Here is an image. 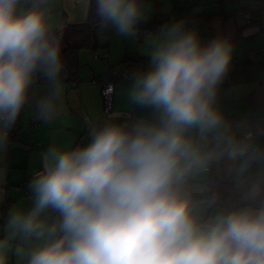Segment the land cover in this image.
I'll return each mask as SVG.
<instances>
[{
	"label": "clouds",
	"instance_id": "9594fccd",
	"mask_svg": "<svg viewBox=\"0 0 264 264\" xmlns=\"http://www.w3.org/2000/svg\"><path fill=\"white\" fill-rule=\"evenodd\" d=\"M76 2L100 33L125 40L141 37L151 7ZM62 7L0 0V153L27 105L42 124L62 114ZM143 45L146 65L124 79L145 115L109 117L87 142L41 154L30 207L13 205L0 228V264H264V133L236 134L218 103L231 35L205 42L179 20L145 33ZM214 170L231 178V203L210 187Z\"/></svg>",
	"mask_w": 264,
	"mask_h": 264
},
{
	"label": "crops",
	"instance_id": "0c3cea01",
	"mask_svg": "<svg viewBox=\"0 0 264 264\" xmlns=\"http://www.w3.org/2000/svg\"><path fill=\"white\" fill-rule=\"evenodd\" d=\"M167 1L164 3H168L169 6L170 0ZM62 2L63 7L61 8V12L63 15L58 17V19L65 20L67 23H81L86 21L87 17H84L82 13V6L76 2V0H62ZM262 2L264 1H255L254 6L245 8L241 6L238 7L241 10L244 9V16L243 22L237 27V36L251 35L254 37L264 33V11H262L261 15H252L253 11L259 10L262 5H264ZM65 8L67 11H65ZM171 13L172 12L161 13V11H156L155 15H166ZM172 14L177 18L179 17L177 13ZM246 14L252 16L249 22L246 20ZM223 18L224 22L229 19L227 15H224ZM202 19L204 18L200 17L196 20ZM69 20H71V22H68ZM194 21L195 20L192 22ZM200 27L202 28L203 26ZM147 32L156 31H143L141 38ZM209 32H207L206 35H211V31ZM67 37L68 28L65 25L63 29L62 50L65 48ZM141 38L135 40L140 41ZM107 41L104 35H98L99 47L95 53H91L86 49L80 51V70L79 79L77 81L65 79L66 72L63 74L62 78L65 88L64 104L62 114L57 120L49 124L38 123L35 127L30 128L29 119L32 115V105H27L22 111L21 117L17 121V129L11 133L10 144L7 151L0 153V196H2V199H0V228H2L5 223L9 208L13 205L25 209L30 207L31 199L27 188V179H30L35 171L42 168L41 154L52 145L67 149L81 144L82 141L85 143L93 131V126L103 124L100 120L103 111L101 86L98 82L90 80L89 77L92 74L97 77L103 76L112 65L120 62L122 56L121 50L119 51L117 47H113L111 42L109 43ZM262 41H264V39H262ZM141 42V44L135 46V53H132V55L145 58V60L139 62L133 69L146 65L147 58L138 48L143 45V40H141ZM260 44L257 45L259 46V50L256 51L258 54L262 53L259 55V58L260 62H264V46ZM128 46L129 45H126L124 51L126 53L129 49ZM86 51H88L91 56H88ZM94 54L100 55L101 57L94 58ZM103 55L106 56L104 57ZM117 70L119 69L116 68V70H114V74L118 72ZM127 83L128 81L123 78L115 84L116 90L113 94L111 114L124 112L136 116L145 115L140 109H136L128 103L125 95ZM43 85L44 81H40L35 88V91L41 95L46 91ZM256 119L261 120L258 116H256ZM252 129L253 127H243L238 135ZM9 264H16L14 257L10 258Z\"/></svg>",
	"mask_w": 264,
	"mask_h": 264
},
{
	"label": "rangeland",
	"instance_id": "374dc122",
	"mask_svg": "<svg viewBox=\"0 0 264 264\" xmlns=\"http://www.w3.org/2000/svg\"><path fill=\"white\" fill-rule=\"evenodd\" d=\"M165 1L167 0H148L151 6L148 18L155 15L156 11H161V13H177L179 20H195L193 23L189 24L187 28H195L201 39L205 42L217 34L231 35L234 44V54L228 75L221 85L218 103L226 118L231 123L232 131L239 134L243 127H253L256 116L260 117L262 122H264V106L258 107L254 102V97H252L259 96L255 91L258 89L260 82L264 80V62L259 61L251 63L245 60L246 52L259 50V46L257 45L260 44V42V45L264 46V44H262L264 43V41H262V39H264V33L254 37L251 35L237 36V27L243 22L244 16V9L241 10L238 7L241 6L245 8L254 6V2H260V0H170L169 6L168 3H164ZM224 15H227L229 18L225 22L223 18ZM200 17L210 18L208 22L209 29L208 27L201 28L199 23L196 22V19ZM209 31H211V35H206ZM98 35H104L105 39L108 40L107 42H111L113 47H117L119 51L121 50V60L124 59L126 54L135 53V46L141 44V40H143V37H140V41L135 39L125 40L116 36L114 33L107 35L99 31ZM126 45H129L127 53L124 52ZM143 47V45L138 47L142 53ZM88 51H86L88 56H91ZM261 54L262 53L259 55ZM255 101L257 103V97H255ZM104 117L105 113L103 107L100 116L102 123L107 120L104 119ZM260 133H264V131H260ZM222 175L223 174L214 170V178L226 177L231 179L227 175Z\"/></svg>",
	"mask_w": 264,
	"mask_h": 264
},
{
	"label": "trees",
	"instance_id": "16d2710c",
	"mask_svg": "<svg viewBox=\"0 0 264 264\" xmlns=\"http://www.w3.org/2000/svg\"><path fill=\"white\" fill-rule=\"evenodd\" d=\"M262 11H264V5H262L259 10L253 11L252 14L254 16H256V14L261 15ZM176 21H179V19L172 13L166 15H154L148 18L147 21L141 24L139 27L143 31H157L162 25L171 24ZM209 21L210 18L206 17L202 19L201 23L199 24L203 27H209ZM185 22L187 26L193 23L190 20H185ZM64 23L68 28V37L65 41V48L62 50V55L66 67L65 79H68L70 81H77L79 79L80 70V51L82 49H87L91 53H95V51L99 47L98 29L96 27V21L91 15H88L86 21L81 23H67L65 20ZM109 34L110 33H107V35ZM143 60H145V58L137 57L132 54H126L123 60H121L118 64L112 65L107 70V72L103 75V78L112 80L116 84L120 81V78L118 77L119 70H126L127 72L131 71L137 64H139V62ZM116 68H118L119 70H117L118 72L114 74V70H116ZM255 93L259 95H251L252 97H254L255 104H257L258 107L264 106V80L260 82L259 87L255 91ZM255 97H257V103L255 101ZM118 119L119 121L123 122L127 120V117H121ZM252 130L254 132L264 131V123H262L261 120L256 119ZM223 178L226 177L214 178L219 182L210 184V187H212L214 191L219 193L221 197V203L228 204L234 200L235 192L232 188L231 179L229 181L223 182L221 181Z\"/></svg>",
	"mask_w": 264,
	"mask_h": 264
},
{
	"label": "built area",
	"instance_id": "2783aa9c",
	"mask_svg": "<svg viewBox=\"0 0 264 264\" xmlns=\"http://www.w3.org/2000/svg\"><path fill=\"white\" fill-rule=\"evenodd\" d=\"M251 15L250 14H246V20H247V22H249L250 20H251ZM196 22L197 23H201V20H196ZM185 25L187 26V24H186V22H185ZM140 32H141V34H142V32H143V30L142 29H140ZM104 57L106 56V55H103ZM101 56L100 55H97V54H94V58H100ZM245 60L247 61V62H251V63H253V62H259L260 61V58H259V54H258V52L257 51H252V52H247L246 54H245ZM125 72H127L126 70H119V72H118V77L120 78V79H123L124 78V74H125ZM89 79L90 80H92V81H95V82H98L99 84H100V86H101V95H102V98H103V107H104V113H105V117H104V119H108V117L110 116V114H111V111H112V102H113V94H114V92L113 93H111V94H108L107 92H106V89L108 88V86L111 84V85H115V83H114V81H112V80H108V79H104L103 78V76H94L93 74L92 75H90V77H89ZM39 122H36V121H34L33 119H32V115H31V117H30V119H29V127L30 128H33V127H35L37 124H38ZM16 129H17V126H16ZM15 129V130H16ZM14 130V131H15ZM13 131V132H14ZM246 132H252V133H254L255 134V132L253 131V130H248V131H246ZM245 132H243V133H241V135H243ZM259 139H260V141L262 142V143H264V135H261L260 137H259ZM230 179L229 178H223L221 181H223V182H225V181H229ZM29 181V178L27 179V182Z\"/></svg>",
	"mask_w": 264,
	"mask_h": 264
},
{
	"label": "water",
	"instance_id": "95a60500",
	"mask_svg": "<svg viewBox=\"0 0 264 264\" xmlns=\"http://www.w3.org/2000/svg\"><path fill=\"white\" fill-rule=\"evenodd\" d=\"M130 114H126L124 112H116V113H112L110 117H129Z\"/></svg>",
	"mask_w": 264,
	"mask_h": 264
}]
</instances>
